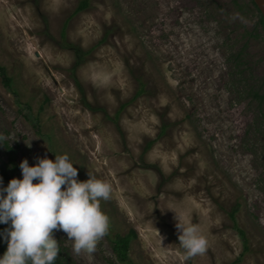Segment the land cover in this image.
<instances>
[{
  "label": "rangeland",
  "instance_id": "374dc122",
  "mask_svg": "<svg viewBox=\"0 0 264 264\" xmlns=\"http://www.w3.org/2000/svg\"><path fill=\"white\" fill-rule=\"evenodd\" d=\"M79 2L0 0L11 79L0 75V161L22 179L24 159L67 153L78 180L112 187L95 253L54 232L62 263L264 264V28L252 1L90 0L75 12ZM176 217L200 227L203 255L186 258ZM131 232L123 252L117 237Z\"/></svg>",
  "mask_w": 264,
  "mask_h": 264
},
{
  "label": "clouds",
  "instance_id": "9594fccd",
  "mask_svg": "<svg viewBox=\"0 0 264 264\" xmlns=\"http://www.w3.org/2000/svg\"><path fill=\"white\" fill-rule=\"evenodd\" d=\"M5 139L0 134V146ZM74 164L67 153L54 160L38 157L34 166L24 159L22 179L13 178L4 187L0 177V224L8 225L0 232L7 243L0 264H55L60 253L55 231L67 234L76 255L96 252L110 229L101 201L110 199L112 187L90 174L88 180H78ZM176 220L186 258L203 255L208 240L200 227Z\"/></svg>",
  "mask_w": 264,
  "mask_h": 264
},
{
  "label": "trees",
  "instance_id": "16d2710c",
  "mask_svg": "<svg viewBox=\"0 0 264 264\" xmlns=\"http://www.w3.org/2000/svg\"><path fill=\"white\" fill-rule=\"evenodd\" d=\"M251 1L259 12V23L264 28L263 17L261 15L259 9L257 8L256 4L254 3V1L253 0H251ZM89 4H90V0H80L75 12H79L81 10L86 9L89 6ZM62 36L65 37L64 30L62 31ZM75 53L77 55V58H76V61L74 63L73 69H76L82 63V59H83V55H82L83 53L80 49L75 47ZM0 75L2 77L4 85L7 87H10L11 86V79L8 77V75L6 74V71L3 67H0ZM143 90H144V83L140 82V88L137 91V94H141L143 92ZM0 177L3 178V186L4 187L7 186V184L9 183V181L11 179L15 178L14 174H12L8 170L6 165H4L1 161H0ZM235 212H236V208H234L232 210V212L230 213V216L232 217L233 220L235 219V217H234ZM7 227H8V225L0 224V232H2ZM239 232L242 235L244 234L243 231H241V230H239ZM132 236H133V232L126 234L124 236H118L117 237V243L119 244V246L123 252H125L128 249V246H129V243L132 239ZM6 250H7V243L3 240V238H0V255H3ZM55 264H63L59 256H58L57 260L55 261Z\"/></svg>",
  "mask_w": 264,
  "mask_h": 264
},
{
  "label": "water",
  "instance_id": "95a60500",
  "mask_svg": "<svg viewBox=\"0 0 264 264\" xmlns=\"http://www.w3.org/2000/svg\"><path fill=\"white\" fill-rule=\"evenodd\" d=\"M253 1L256 4L257 8L259 9L264 21V0H253Z\"/></svg>",
  "mask_w": 264,
  "mask_h": 264
}]
</instances>
